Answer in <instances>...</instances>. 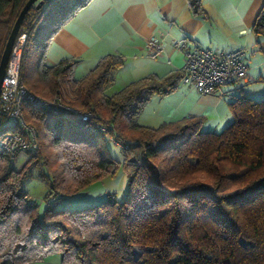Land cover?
Instances as JSON below:
<instances>
[{
  "label": "trees",
  "instance_id": "obj_1",
  "mask_svg": "<svg viewBox=\"0 0 264 264\" xmlns=\"http://www.w3.org/2000/svg\"><path fill=\"white\" fill-rule=\"evenodd\" d=\"M26 1L0 0V54ZM88 1L35 2L22 19V83L43 96L70 88V104L93 116L72 121L23 102L38 148L17 168L16 157L0 150V264L47 255L59 264H264V99L237 96L228 104L232 121L217 132L203 130L200 116L138 124L152 96L175 90L180 71L107 94L121 56H103L81 78L73 74L76 59L45 62L54 33ZM187 4L204 15L202 0ZM252 28L264 34V6ZM109 139L120 145V161L110 156ZM118 167L128 176L120 200L111 194L92 205H59ZM34 169L48 183L41 213L24 189Z\"/></svg>",
  "mask_w": 264,
  "mask_h": 264
},
{
  "label": "crops",
  "instance_id": "obj_2",
  "mask_svg": "<svg viewBox=\"0 0 264 264\" xmlns=\"http://www.w3.org/2000/svg\"><path fill=\"white\" fill-rule=\"evenodd\" d=\"M262 6L264 0H202L204 15L197 16L187 0H89L54 33L45 62L53 65L76 59L73 74L81 78L103 56L119 55L123 65L109 87L113 93L150 74L165 77L178 72L185 52L196 45L223 51L243 48L244 80L207 94L178 81L173 92L152 96L137 118L140 125L158 127L163 122L200 116L203 130L217 132L232 121L228 104L237 96L264 99V34L252 28ZM151 36L161 42L156 55L147 47ZM108 89L105 93L111 94Z\"/></svg>",
  "mask_w": 264,
  "mask_h": 264
},
{
  "label": "built area",
  "instance_id": "obj_3",
  "mask_svg": "<svg viewBox=\"0 0 264 264\" xmlns=\"http://www.w3.org/2000/svg\"><path fill=\"white\" fill-rule=\"evenodd\" d=\"M25 36L22 32L14 40L0 84V150L13 157L22 151L35 153L38 148L34 127L23 119V102L48 108L72 121H87L93 116L90 111H81L60 95L46 99L22 83L20 60ZM174 46L178 47L179 42L175 41ZM147 47L151 55H156L161 49L160 39L147 38ZM244 52L243 48L223 51L196 45L185 52L178 81L191 85L198 93L207 94L222 85L244 80L247 77ZM94 126L104 130L98 122H94Z\"/></svg>",
  "mask_w": 264,
  "mask_h": 264
},
{
  "label": "rangeland",
  "instance_id": "obj_4",
  "mask_svg": "<svg viewBox=\"0 0 264 264\" xmlns=\"http://www.w3.org/2000/svg\"><path fill=\"white\" fill-rule=\"evenodd\" d=\"M111 88L108 89L109 93H111ZM35 94L46 99L53 97V95L43 96L37 93ZM59 95L63 100L69 103H71L72 100L75 99L70 88L63 87ZM106 145L110 156L113 157L116 161H120L122 159L120 145H118L112 139L107 140ZM28 156V153L23 151L18 153L17 157L11 160V166L14 168L19 167L25 161V159L28 158ZM127 177L128 176L121 169V167H118L113 175H106L102 179L94 181L86 187L82 188L75 195L61 199L59 205L69 208L92 205L107 199L111 194L114 195L117 200H120L126 190ZM24 189L26 191L27 198L34 201L38 205L39 213H41L42 209L45 206L43 198L47 193L48 183L40 175L39 169H34L32 176L25 180ZM33 264H59V256L47 255L41 260L34 261Z\"/></svg>",
  "mask_w": 264,
  "mask_h": 264
},
{
  "label": "water",
  "instance_id": "obj_5",
  "mask_svg": "<svg viewBox=\"0 0 264 264\" xmlns=\"http://www.w3.org/2000/svg\"><path fill=\"white\" fill-rule=\"evenodd\" d=\"M35 2H36V7H40L43 4L44 0H27L24 3V5L22 6V8H21L18 16L16 17V19L12 25V28H11L8 36H7L3 50L0 54V84L2 82L5 67H6V64L8 62L9 55H10L14 40L16 39V37L18 35L22 19H23L25 13L27 12V10L29 9V7Z\"/></svg>",
  "mask_w": 264,
  "mask_h": 264
}]
</instances>
